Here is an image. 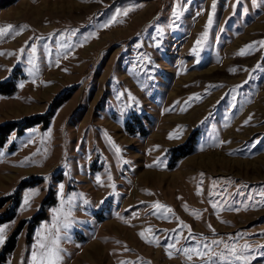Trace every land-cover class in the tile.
Returning <instances> with one entry per match:
<instances>
[{
	"label": "rangeland",
	"instance_id": "obj_1",
	"mask_svg": "<svg viewBox=\"0 0 264 264\" xmlns=\"http://www.w3.org/2000/svg\"><path fill=\"white\" fill-rule=\"evenodd\" d=\"M212 4L0 7V28L20 31L0 38V84L16 87L0 92V125L43 117L0 148V264L13 237L7 264H32L38 234L51 240L57 230L60 264H204L178 249L213 240L247 245L244 254L258 257L251 264H264V46L238 54L264 41V2L216 0L214 12ZM94 242L101 260L87 253Z\"/></svg>",
	"mask_w": 264,
	"mask_h": 264
},
{
	"label": "snow or ice",
	"instance_id": "obj_2",
	"mask_svg": "<svg viewBox=\"0 0 264 264\" xmlns=\"http://www.w3.org/2000/svg\"><path fill=\"white\" fill-rule=\"evenodd\" d=\"M261 2H264V0H261ZM236 3H240V0H236ZM253 3L256 4V0H253ZM216 6V0H213L212 9L213 12L215 11ZM128 11H131V9L124 11L122 14L127 15ZM174 15L179 19V12L174 11ZM113 22H116V17H113ZM213 23V15L212 13L209 14L208 18V28L211 27ZM108 25H105L107 27ZM19 35L20 31H15L13 29L12 25H8L4 28H0V38L6 36V35ZM208 38V30L206 28L205 32L202 34V36L195 42L194 47L192 48V54L196 57L199 56L200 50L204 44V42ZM255 43H259L261 46H264V41L260 42H254L253 44L246 45L245 48H242L239 55H246L250 54L252 50H254ZM25 51L24 48L20 49V52L23 53ZM36 47L35 45L31 46V53L29 57V63L34 65V60L36 56ZM2 54V53H0ZM58 66V63H57ZM30 74L32 73V69H29ZM23 87V85H21ZM191 99V98H190ZM196 99H199V97H196ZM250 119V118H249ZM245 123H248V121H245ZM107 135V134H105ZM169 138H173L172 135H170ZM109 142L113 144V147L115 148V151L119 153L121 150L119 147L115 146V144L111 141V138L109 137ZM225 143V141H220V144ZM127 163V162H126ZM152 165H149L151 167ZM99 177H97V181L99 182ZM60 192L61 195L63 194V186H60ZM38 195V192H34L30 194L29 197H26L24 200L25 206H28L30 203L31 196ZM264 195V193H262ZM63 202V200H62ZM156 209H163L165 212H172V209L168 208L165 205L159 204V202L155 203L153 205ZM213 207H217L216 204H213ZM196 215H199V213H196ZM181 225H183V222L181 221ZM184 227H188L187 225H183ZM65 228L69 227L68 224L64 225ZM209 228H211V225H209ZM45 232L48 231L46 228L44 230ZM150 231V230H149ZM5 227L0 226V244H3L5 242ZM41 236V238L38 240L37 247L39 249L38 252H34L32 254V264H60V261L62 259V249L60 248V237H59V231L57 230V234L54 239L49 240V237L46 235H43V233L38 234ZM142 237L144 236V233L140 234ZM223 245V249L220 252H217L214 246ZM169 247H174V245H170ZM262 252L261 257H264V246H261ZM178 251H183L189 260L193 258L191 253H195L196 257L202 259L204 261V264H251V260L257 259L258 257L253 253L251 256L245 255L244 252H251V249L249 246L245 245L243 246V250L241 248H238V246L233 244H228L221 240H213L211 243L201 242V245L196 248H184V249H178ZM169 256H171V252H169Z\"/></svg>",
	"mask_w": 264,
	"mask_h": 264
},
{
	"label": "trees",
	"instance_id": "obj_3",
	"mask_svg": "<svg viewBox=\"0 0 264 264\" xmlns=\"http://www.w3.org/2000/svg\"><path fill=\"white\" fill-rule=\"evenodd\" d=\"M14 1L15 0H9V1L0 0V7H2L3 5L11 4ZM15 90H16V87L14 85V82H12V80H9L7 82L0 84V92L2 94H13ZM41 118L43 117L39 116L34 119H28L24 122L12 121V122H8L5 124H1L0 125V148L5 146L10 135L14 131H16L17 134H22L27 128L31 127L33 124H38L42 122ZM180 150H183L181 155H179L180 157H183L189 153V151L186 150V146L181 147ZM14 248H15V238L13 237V239L8 243V245L4 249V252L2 254L3 257H1L2 264H7V254L13 251Z\"/></svg>",
	"mask_w": 264,
	"mask_h": 264
},
{
	"label": "bare ground",
	"instance_id": "obj_4",
	"mask_svg": "<svg viewBox=\"0 0 264 264\" xmlns=\"http://www.w3.org/2000/svg\"><path fill=\"white\" fill-rule=\"evenodd\" d=\"M25 5V4H24ZM26 6V5H25ZM25 6H23V8L25 7ZM22 7V6H21ZM33 13L34 14H37L38 13V9L37 8H33ZM35 18H37V17H35ZM205 156V155H204ZM212 156V155H211ZM198 158V157H197ZM205 158V157H204ZM224 158V157H223ZM228 159V158H227ZM229 160V159H228ZM239 160V159H238ZM237 160V161H238ZM235 161V160H234ZM147 175V174H146ZM110 223V226L112 227V228H118L120 225H118V224H115V222H113V221H111V222H109ZM95 243H97V242H94V243H92V244H90L89 246H88V248L86 247V250H89L87 253L90 255V257H92L93 259L94 258H96V260H101V258H103V251H101V250H103V249H101V247L98 245V247H96L97 246V244L95 245ZM101 245V244H100ZM104 246V245H103ZM85 250V251H86ZM85 251H83V252H85Z\"/></svg>",
	"mask_w": 264,
	"mask_h": 264
}]
</instances>
